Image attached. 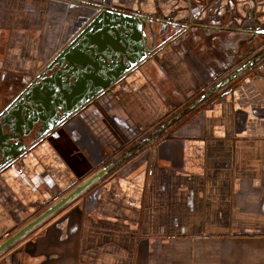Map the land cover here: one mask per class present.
Masks as SVG:
<instances>
[{"label": "crops", "instance_id": "crops-1", "mask_svg": "<svg viewBox=\"0 0 264 264\" xmlns=\"http://www.w3.org/2000/svg\"><path fill=\"white\" fill-rule=\"evenodd\" d=\"M107 1L0 0V107ZM237 1L257 14L191 16L196 41L161 47L1 171L0 243L119 160L0 264H264V35L250 32L264 0Z\"/></svg>", "mask_w": 264, "mask_h": 264}, {"label": "water", "instance_id": "water-1", "mask_svg": "<svg viewBox=\"0 0 264 264\" xmlns=\"http://www.w3.org/2000/svg\"><path fill=\"white\" fill-rule=\"evenodd\" d=\"M95 5L99 7L95 15L84 23L67 45L30 82L14 87L8 98L2 102L0 173L9 167L16 169L32 147L25 139L35 128L39 129L37 137L41 141L53 129L149 59L153 46L148 42V30L159 33L169 27L159 18L162 24L157 23L155 32L151 22L147 23L144 14L120 9L112 5L110 0ZM250 32L253 33V38L264 35V27L259 19H256V28ZM254 62L251 60L238 67L217 84V87L240 75ZM210 95L207 92L206 96ZM118 161L95 172L1 242L0 253L84 192L112 170Z\"/></svg>", "mask_w": 264, "mask_h": 264}, {"label": "flooded vegetation", "instance_id": "flooded-vegetation-1", "mask_svg": "<svg viewBox=\"0 0 264 264\" xmlns=\"http://www.w3.org/2000/svg\"><path fill=\"white\" fill-rule=\"evenodd\" d=\"M111 4L120 9L132 12L138 11L140 14H144L147 23L149 24L151 22L155 32H157V23L159 25L162 24L159 18H162V20L165 22L164 25L169 26L164 32L160 31L159 33H152L150 30H148V42L151 46H153L149 59L153 58L161 47L169 43H171L170 45H175L184 42L189 43V41H196V38H198V35L194 33V28L196 26L191 25L190 20V17L193 15L207 14L208 23L206 26L214 27L216 26L214 23L217 22L227 25L230 21L232 23L235 21L234 24L238 25L239 18H243L242 21H245V17H250L252 14H257L256 10L252 6L246 7L245 4L242 5V10L239 9V2L237 0H165V2L159 0H137L135 2L129 3L130 5L125 8L124 3L117 4L111 2ZM133 4H135V6H133ZM252 5H255V0H253ZM225 14H228L227 18H225ZM218 16H220L219 19H217ZM155 34L157 35L155 36ZM262 56L263 55L259 57L256 56L252 60L257 61L258 59H261ZM105 93L96 97L89 104H97L98 101L104 97ZM78 113H81V111ZM37 129L38 127L35 128L30 133V136L25 139V142L30 146H34L36 142L40 140L37 137V133L39 131V129ZM55 129L50 132V135L54 133Z\"/></svg>", "mask_w": 264, "mask_h": 264}, {"label": "rangeland", "instance_id": "rangeland-1", "mask_svg": "<svg viewBox=\"0 0 264 264\" xmlns=\"http://www.w3.org/2000/svg\"><path fill=\"white\" fill-rule=\"evenodd\" d=\"M136 1H137V0H136ZM149 1H151V0H149ZM134 2H135V1H134ZM129 5H130L129 3L124 4V8L127 7V6H129ZM245 5H249V4L246 3ZM245 5H244V6H245ZM133 6H135V4H133ZM85 22H86V19H85L84 23H85ZM84 23H83V24H84ZM164 34H165V33H164ZM161 40H162V39H161ZM163 40H164V39H163ZM215 68L218 69V70L221 69V67H215Z\"/></svg>", "mask_w": 264, "mask_h": 264}]
</instances>
